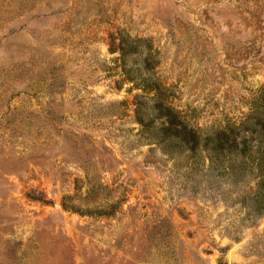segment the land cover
<instances>
[{"label": "rangeland", "instance_id": "1", "mask_svg": "<svg viewBox=\"0 0 264 264\" xmlns=\"http://www.w3.org/2000/svg\"><path fill=\"white\" fill-rule=\"evenodd\" d=\"M263 124L264 0H0V264H264Z\"/></svg>", "mask_w": 264, "mask_h": 264}, {"label": "trees", "instance_id": "2", "mask_svg": "<svg viewBox=\"0 0 264 264\" xmlns=\"http://www.w3.org/2000/svg\"><path fill=\"white\" fill-rule=\"evenodd\" d=\"M156 91L157 111L159 112L158 119L164 118L162 126L166 136H171L173 139L180 140L182 147L188 149L190 153L196 155L198 150L203 146L210 153L211 163L215 162L222 166L225 170H234V160L237 158L251 159L253 156V148L250 136L256 132L244 128V122L239 125L230 124L224 128L212 130L211 132L202 133L189 126L188 122L183 120L179 113L163 102L159 96L162 95L160 85L153 87ZM262 99V98H261ZM259 99L253 102V106H257ZM252 115L245 121L248 123ZM140 123L148 126L151 122L142 120L139 114ZM166 126V127H165ZM256 126H261L260 121ZM262 143L264 144V124L262 125ZM249 135V136H248ZM256 166L258 173L261 176V181L264 182V145L256 152ZM258 205L264 207V192H259L257 196ZM263 211L262 207L258 210Z\"/></svg>", "mask_w": 264, "mask_h": 264}]
</instances>
